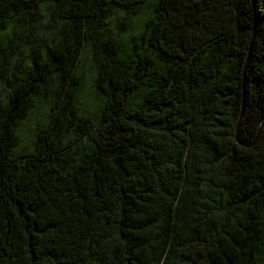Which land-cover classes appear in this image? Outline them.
Wrapping results in <instances>:
<instances>
[{
    "label": "trees",
    "instance_id": "16d2710c",
    "mask_svg": "<svg viewBox=\"0 0 264 264\" xmlns=\"http://www.w3.org/2000/svg\"><path fill=\"white\" fill-rule=\"evenodd\" d=\"M0 264H264V0H0Z\"/></svg>",
    "mask_w": 264,
    "mask_h": 264
},
{
    "label": "water",
    "instance_id": "95a60500",
    "mask_svg": "<svg viewBox=\"0 0 264 264\" xmlns=\"http://www.w3.org/2000/svg\"><path fill=\"white\" fill-rule=\"evenodd\" d=\"M256 30H257V23H256V26H255V29H254V33H253V37H252L251 48H250V56H251V52H252L253 45H254V42H255ZM244 96H245V92H244ZM244 106L245 105H243V107ZM240 128H241V121L238 124V133H237V140H238L239 143H240V141H239Z\"/></svg>",
    "mask_w": 264,
    "mask_h": 264
}]
</instances>
